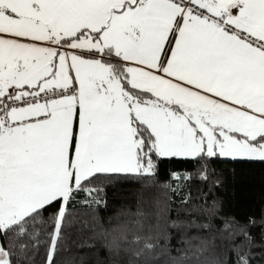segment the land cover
Segmentation results:
<instances>
[{
	"label": "snow or ice",
	"instance_id": "obj_1",
	"mask_svg": "<svg viewBox=\"0 0 264 264\" xmlns=\"http://www.w3.org/2000/svg\"><path fill=\"white\" fill-rule=\"evenodd\" d=\"M173 159L199 167L173 172L172 192L218 183L220 159L264 164V0H0V264H35L41 246V264H61L115 233L118 254L127 226L103 229L96 209L77 223L73 206H106L113 181L151 187ZM201 200L176 219L158 202L154 226L135 221L148 235L133 255L220 264L206 256L219 241L250 264L256 219Z\"/></svg>",
	"mask_w": 264,
	"mask_h": 264
},
{
	"label": "trees",
	"instance_id": "obj_2",
	"mask_svg": "<svg viewBox=\"0 0 264 264\" xmlns=\"http://www.w3.org/2000/svg\"><path fill=\"white\" fill-rule=\"evenodd\" d=\"M198 167L199 165L192 162L176 159L164 160L159 162L157 183L151 187H145L141 183L131 180L113 181L106 187V206L103 201L99 204L93 203L91 208L77 202L72 209V215L77 223L90 218L92 209H96L98 220L103 229L108 230L114 226L126 225L124 235L127 239L119 240L121 250L118 254L110 253L105 245L112 239V235L119 236V233L107 237L101 236L94 241L92 248L78 249L72 246L71 251L62 256L61 264H64L65 259L74 254L76 255L75 264H81L80 256L84 257L83 264H142L143 258L133 255V251L139 245H133L131 241L135 235L147 237L148 231L147 227L142 229L135 221L140 220L145 226H154L157 223L158 202H160L159 206L163 207L165 201L171 208V211L167 213L168 218L176 219L177 210L184 207L181 203L182 200L189 199L188 206L190 207L191 203H201V197H206L209 202L215 201L221 217H234L242 223H246L250 217L256 219L257 226L249 230L250 235L254 237V246L250 249L249 261L250 264H264V164L220 159L210 165L215 172L213 179L218 181L215 185L209 186L193 180L186 182L176 192L160 187V185L176 183L171 179L173 172H194ZM138 210L143 212L144 216H136L135 213ZM181 218H184L183 213H181ZM214 223L219 226L222 221L215 219ZM97 231H100V228ZM168 231L172 235L170 243L173 249L179 247V232L175 229ZM69 233L71 240L77 239L76 225L69 229ZM88 235L89 233L85 232L81 238L86 239ZM240 239L238 238L236 242L239 243ZM124 248H128L129 251L125 252ZM43 255L44 250L41 246L35 256V264H41ZM206 256L209 262L213 259H218L220 264H234L235 262V255L219 241L217 247L209 249ZM165 259V257H160L159 260L150 261L149 264H164ZM25 264H27L26 261Z\"/></svg>",
	"mask_w": 264,
	"mask_h": 264
}]
</instances>
